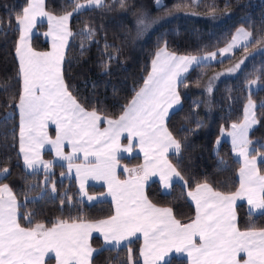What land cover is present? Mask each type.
<instances>
[{
  "label": "trees",
  "instance_id": "16d2710c",
  "mask_svg": "<svg viewBox=\"0 0 264 264\" xmlns=\"http://www.w3.org/2000/svg\"><path fill=\"white\" fill-rule=\"evenodd\" d=\"M89 2L44 0V9L55 17L71 16V37L62 63L68 91L86 111H96L113 120L124 113L145 84L159 50L166 48L180 56H204L228 46L239 29L251 33L247 47L236 49L219 62L201 64L191 70L178 88L181 106L166 123L181 145L180 152L170 155L169 161L183 177L184 184L176 183L165 193L154 181L147 185L146 195L153 205L171 209L176 220L187 224L196 216L188 193L197 186L207 184L225 195L239 190L241 162L229 142H222L218 148L216 142L223 128L243 121L250 99L255 103L257 119L249 134L252 155L264 152V52L246 58L264 47V0H103L99 6H85ZM153 3H158L153 10L158 18L177 13L202 18L176 19L142 38L138 35L137 19L144 7ZM29 5L30 0H0V172L8 170L7 176L0 180V187L6 184L13 192L21 227L42 223L50 228L57 222L109 219L114 215L113 204L84 202L75 180L63 177L66 168L62 165H54L53 173L27 172L23 165L17 107L23 89L17 58L21 30L16 16ZM216 18L220 23L210 21ZM47 29L45 24L37 25L41 34H35L30 41L34 51L50 50L43 35ZM244 59L246 62L242 64ZM240 63L237 75L218 83L208 95L205 86L212 76ZM252 80L260 84L256 91H250ZM44 158L51 160V152H46ZM119 161L132 167L136 158ZM259 168L264 174L262 163ZM119 177L125 178L122 173ZM103 191V187H88L91 195ZM236 211L240 231L264 230V212L253 214L246 203L238 204ZM91 245L97 250L91 264H142L140 239L121 248H105L101 239L94 237ZM165 264L189 263L173 257Z\"/></svg>",
  "mask_w": 264,
  "mask_h": 264
},
{
  "label": "snow or ice",
  "instance_id": "6c2138e0",
  "mask_svg": "<svg viewBox=\"0 0 264 264\" xmlns=\"http://www.w3.org/2000/svg\"><path fill=\"white\" fill-rule=\"evenodd\" d=\"M91 2L99 6L103 0ZM37 16H48L43 8V0H31L29 7L16 16L23 33L17 48L23 81L17 107L21 118L20 152L24 154L26 168H34L39 159V148L49 143L58 156L69 161L70 170L72 157L63 156L61 151L67 140L74 152L83 151L86 157L88 154L96 157L92 167H77V175L83 171L81 189L88 176L103 179L116 201V213L98 223L57 222L50 228L37 223L34 227H21L16 199L5 184L0 187V264H44L49 253L54 254L57 264H90L93 249L88 246L87 239L93 230L102 233L106 242H115L117 246L121 240L137 232L143 233L145 247L141 255L145 258V264H150V260L154 264L173 250L186 252L191 264H264V230L240 231L233 210L236 199L245 197L254 208L264 209V176L258 175L256 159L248 157L246 139L240 151L244 157V166L240 170V190L225 195L207 184L197 186L194 192L188 193L196 205V216L192 222L181 224L173 217L171 209L157 208L143 192L144 179L150 174L156 175L157 171L166 188L170 186L172 175L183 180L180 173L163 159L170 147L177 152L181 147L168 132L165 119L169 108L179 102L176 91L179 73L187 71L190 64L198 63L197 58L166 56L161 61L162 53H158L144 87L135 94L118 119L103 118L108 128L101 132L99 124L102 117L96 111H86L68 91L63 80V47L67 35H70L66 32L68 17L60 18L57 31L53 34V51L37 53L28 47L27 40ZM48 18L49 21L56 19L52 16ZM139 23L143 25V19ZM250 36L251 33L240 29L223 53L234 47L239 38L247 40ZM57 39L61 41L59 45L55 43ZM211 56L215 58L216 53ZM236 68H239V64ZM256 82L252 80L250 83ZM253 106L250 100L249 108ZM49 120L57 128L54 140L45 131ZM255 122L254 115L249 117L246 111L242 136L246 138L248 128ZM232 127L235 129L237 126L233 124ZM124 132L139 137L145 162L139 170H131L134 175L130 179L121 182L115 174L116 152ZM123 151H130V147ZM45 167H51V164ZM7 172V169H3L0 175ZM197 236L199 244L195 242ZM241 253L247 257L243 262L238 258Z\"/></svg>",
  "mask_w": 264,
  "mask_h": 264
},
{
  "label": "crops",
  "instance_id": "0c3cea01",
  "mask_svg": "<svg viewBox=\"0 0 264 264\" xmlns=\"http://www.w3.org/2000/svg\"><path fill=\"white\" fill-rule=\"evenodd\" d=\"M239 30L237 31V33L239 32ZM237 33L235 34L234 38L237 37ZM30 40H29V43H28V47L31 48ZM19 46H20V42H19ZM32 51H34V50L32 49ZM34 52H36V51H34ZM37 53H44V52H37ZM158 53H162L161 54V61H163L166 56L191 57V56H180V55L172 54L166 48H163V49L159 50L157 52V54ZM157 54H156L154 60L156 59ZM195 57L197 58L198 63H192V64H190L188 66V70L187 71H181L179 73L178 77H177V87H176V91L178 93V96H179L178 88H179L180 83L186 78V76L191 72V70L193 68H195L196 66H199L201 64L207 63V62H209V63L210 62L215 63V61L218 60V58L217 59L215 58L214 60H212L211 59V55H209V56H195ZM17 58H18V61H19V64H20V59H19L18 54H17ZM221 58H224V57L222 56ZM205 60L207 62H205ZM151 73H152V67H151L150 74ZM143 87H144V85H143ZM180 106H181V99H180V96H179V102L173 104L172 107H170L169 110H168V116L165 119V126H166V123H167L168 118L170 117V115L173 112H175L177 109H179ZM20 123H21V118H20ZM106 128H108V124L106 123V121L102 117V120H101V122L99 124V129H100L101 132H103L104 129H106ZM45 131L47 132L49 138H51L53 140L56 138L57 128H56V125L54 123H52L51 120L47 122V127L45 128ZM49 145H51V144L45 143L42 147L39 148V159L35 163L33 169L26 168V165H25L24 159H23L24 154L21 153L23 165H24L25 169L27 170V172H31V173L32 172L53 173V167H54V165H62L63 167L66 168V172H65V175L63 177L70 178V179H74L75 180V182L77 184V187L79 189V192H80L81 199L84 202H86L87 204L92 205V204H95V203H98V202H102V201H110L113 204V206H114V215H115V213H116V201L113 198V196L111 195V193L109 192L108 184L103 179H94L92 176H88L86 179H84L83 189H81V178L83 177V171H81V174L80 175H77V167H79L81 169H84L85 167H92L94 165L95 161H96V157L93 156V155H91V154H88L87 157H86L85 156V153L83 151L74 152L73 151L72 144L70 142H68L67 140H65L64 143H63V146H62L61 151H62L63 156H71L72 157V161H71L72 167L69 170V167H68L69 161L63 160L60 156L57 155V152H55V150H52L51 149V151H50L49 150L50 149L49 148ZM51 147H53V146H51ZM126 147H130V151H128V152L123 151V149L126 148ZM118 151L120 152V154L118 152H116L117 166H116V173L115 174H116L117 180L123 182L125 180L130 179L134 175V173L131 171L132 169L139 170L143 166V164L145 162V156H144V152L141 150V147H140L139 137L138 136H130L128 132H124V133L121 134L120 141H119V150ZM46 152H51V154H52L51 160H46L44 158V154ZM179 152H180V149L177 152L174 149V147H170L167 150V152L164 153L163 159L166 160L167 163L174 168V166L169 161V156L170 155H176ZM247 152H248V157H249V152L250 151H247ZM257 156L263 157L264 156V152L258 154ZM122 158H129V159L130 158H136L135 165L132 166V167H127L126 165L121 164L119 160L122 159ZM249 159H252V158L249 157ZM46 164H51V167H47L46 168L45 167ZM257 170H258V174L259 175L264 176V174L261 173L259 166H258V169ZM165 171L167 172L168 169L165 168ZM120 173H122L125 176V178L121 179L119 177ZM7 174H8V172H7ZM7 174L6 175H0V180L3 179L4 177H6ZM240 179H241V177H240V173H239V180ZM154 181L158 182L161 185L162 190L165 193H168L170 191V188L174 184H176V183L184 184V181L183 180H180L175 175H172L171 178H170V180H169L170 186L166 188L164 186V181H162L160 179V172L157 171L156 175H151L150 174L143 181V192H144V195L146 196V198H147V195H146L147 185L149 183H151V182H154ZM90 186L103 187L104 188V191L101 194L91 195L88 192V187H90ZM239 190H240V188H239ZM194 191L195 190H193L191 192H194ZM12 194H13V192H12ZM89 197H92V199H89ZM5 199H7V196H5ZM189 200H190L191 204L194 206L195 211H196L195 201H193L190 196H189ZM16 202H17V200H16ZM242 202H243V199L238 198V199H236V201H235V203L233 205V210L235 211V214H236V224H237V220H238L236 207H237L238 204H240ZM17 206H19L18 205V202H17ZM157 208H160V207H157ZM161 209H167V208H161ZM172 215H173V213H172ZM17 217L19 218V210H18V208H17ZM98 222H89V223H98ZM67 224H73V223H67ZM77 224H79V223H77ZM94 237H98L99 239H101V241L103 243V247H105V248H121V247H124L127 244H129V243H131V242H133V241H135L137 239H140L141 242H142L141 251H140V259H141V263L142 264H145V258H144V256L141 255V252L144 250V247H145V240H144L143 233L137 232L135 235L130 236V237L126 238V239L121 240L119 242V245L117 246L115 244V242H113L111 244L108 243V242H106L104 240V237H103V234L102 233L93 230L90 233V235L88 236V239H87L88 246L91 249H93V253H92L91 257H90V264H91V260H92L93 256L97 253V250H95L92 247V245H91V241H92V239ZM195 242L197 244L200 243V240H199V237L198 236L195 237ZM173 257H179V258L186 259L188 261V263L191 264V258L188 257V255H187L186 252L177 253L174 250L172 252L168 253L166 256H164V258L162 260L155 261L154 264H165V263H167ZM238 258L241 260V262H243V260L247 259L245 253H241ZM48 261H52L51 264H57V261H56L53 253H49L48 256L45 257L44 264H47ZM150 264H152V261L151 260H150Z\"/></svg>",
  "mask_w": 264,
  "mask_h": 264
},
{
  "label": "rangeland",
  "instance_id": "374dc122",
  "mask_svg": "<svg viewBox=\"0 0 264 264\" xmlns=\"http://www.w3.org/2000/svg\"><path fill=\"white\" fill-rule=\"evenodd\" d=\"M30 4H31V0H30ZM89 4H92L93 6L95 5L92 2H89L85 6H92V5H89ZM156 6H158V3L157 4L156 3L149 4V6L144 7L143 11L140 13V15H139V17L137 19L138 35L140 37H142V38H146L151 32L155 31L156 29H158L162 25H165V24H167L169 22H172V21H174L176 19H184V18H186V19H195V18H202V17H197V15H194V14H186V13H177V14H173V15L168 16V17L158 18V17H155L153 15V10H154V8ZM43 8H44V0H43ZM44 11H45V9H44ZM48 16H52V15L48 14ZM48 16H37L36 22H35V27H33L31 29V32L29 33V35L27 37V40H28V43H29V40L35 34H41L37 30V25H39V24H41V25L42 24H45L48 29H47V31H45L43 33V35H44L45 40L50 45V50L48 52H44V53H50V52L53 51V43H54V41H53V34L56 33L57 28L59 26V22H60V18L59 17L52 16V17H55L56 19H53V20L49 21ZM67 17H68V19L66 21V24H67L66 32L67 33H70V35H67L66 42L64 43V47H63V59H64L65 51H66V48L68 46V43H69L70 37H71V32H70V28H69V19H70L71 16H67ZM141 19H143V21H144V24L143 25H141L139 23V21ZM210 21H212V23H214V24L220 23V20L217 19V18L216 19H210ZM50 33H52V34H50ZM21 35H23L22 31H21ZM250 41H251V37H249L247 40H245V39H243L241 37V38H239L237 40V43H236V45L234 47H232L227 53H223V49L227 48L232 43V41H231V43L228 46H226L225 48H223L222 50H220L218 52H215L216 53L215 58L216 59L218 58V60L215 61V63L216 62H219L220 60H222V59H224V58H226L228 56H230L236 49H238V48H240L242 46H245V45L249 44ZM55 43L57 45H59L61 43V41L59 39H57L55 41ZM262 52H264V47H262V49L260 48L256 52L248 55V57H246V58L247 59H250L251 57H254L255 55L261 54ZM211 54L204 55V56H209ZM222 56L224 58H221ZM215 58H212V56H211V59L212 60H214ZM245 59L242 60V64L244 62H246L247 59L246 60ZM205 62H207V61L205 60ZM62 63H63V61H62ZM204 64H213V63L212 62H210V63L207 62V63H204ZM242 64L241 63L239 64V68H236V65L235 66H231V67L223 70L219 74H216V75L212 76V78L209 80V82H207V84L205 86V91L208 93V95H211L213 93V91L216 88V86L218 85V83H220L223 80H226V79L235 77L237 75V73H238V71L240 69V66ZM61 70H62V64H61ZM259 88H260V84L258 82H256L255 84H250V91H256ZM209 89H211V90L209 91ZM249 101L247 102L246 107H245L243 121L241 123H239V124H235L237 126L235 129L232 127V125L228 129H224L223 128L221 130L220 137L218 138V140L216 142V147L217 148L220 147V145L224 141L229 142L231 144L234 152H235L234 154H235L236 159L239 162H241V167H242V166H244V157L242 155H240V151H241L242 145H245V139H246V141H247V143L245 145L246 150L247 151H250L249 152V157L250 158H255L256 159V168L258 169V166L261 164V162L264 165V159H262V158H264V156L263 157L257 156L260 153H256V155H252V148L250 146L249 134L256 127V125H257V119H256V115H255V103H254L253 100H251V102H252V104L254 106L251 107V108H249ZM246 111H247V115L249 117H252L254 115V119H255L256 122L253 123V124H251V126L248 128V130H247V136L245 138L244 136H242V132H243V126L245 125ZM234 137H235V143H233V138ZM51 146H53V145H49V148H50L49 150L51 151V149H52V150H55V152H56V149L54 147H51ZM117 152L120 154L119 151H117ZM260 176H262V175H260ZM242 203H246L249 212H251L253 214H260V213H263L264 212V209L254 208L253 205L249 204L248 201H247V197L243 198V202Z\"/></svg>",
  "mask_w": 264,
  "mask_h": 264
}]
</instances>
